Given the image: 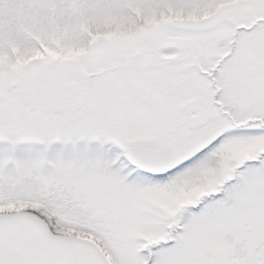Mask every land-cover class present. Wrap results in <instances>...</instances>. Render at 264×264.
Returning <instances> with one entry per match:
<instances>
[{
	"label": "snow or ice",
	"instance_id": "6c2138e0",
	"mask_svg": "<svg viewBox=\"0 0 264 264\" xmlns=\"http://www.w3.org/2000/svg\"><path fill=\"white\" fill-rule=\"evenodd\" d=\"M0 264H264V0H0Z\"/></svg>",
	"mask_w": 264,
	"mask_h": 264
}]
</instances>
